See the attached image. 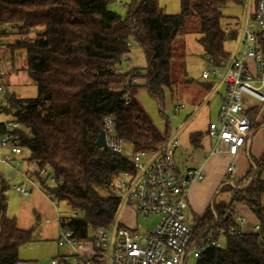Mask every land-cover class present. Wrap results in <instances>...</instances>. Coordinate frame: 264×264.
<instances>
[{
    "label": "trees",
    "instance_id": "16d2710c",
    "mask_svg": "<svg viewBox=\"0 0 264 264\" xmlns=\"http://www.w3.org/2000/svg\"><path fill=\"white\" fill-rule=\"evenodd\" d=\"M115 2L0 0V38L15 33L16 40L7 47L24 51L22 68L36 87L33 97L10 92L5 98L6 115L21 126L20 170L51 201L69 207L68 212L62 210L61 226L79 242H92L91 230L110 224L120 200L115 187L125 173L134 171L127 157L95 146L103 118L113 116L115 135L130 151L157 150L170 134L168 118L159 130L136 96L144 89L162 104L165 93L171 94L173 42L187 19H196V42L212 66L226 64L230 51L224 43L237 38L235 30L223 32L221 7L239 0H180L176 13L164 12L158 0H131L124 16L108 8ZM131 40L142 50L145 66L118 70ZM200 137L190 135L194 147ZM248 161L249 170L237 184L245 183L236 188L221 183L201 215L202 225L213 222L212 229L226 230L233 225L234 205L242 203L264 233V154H248ZM42 168L46 176L39 174ZM50 177L52 186L47 184ZM7 179L1 170L0 264H16L19 247L36 240L38 219L35 213V224L20 229L15 218L7 216ZM59 262L69 264L63 258ZM194 264H264V241L249 232L229 235L221 246L205 249Z\"/></svg>",
    "mask_w": 264,
    "mask_h": 264
},
{
    "label": "built area",
    "instance_id": "2783aa9c",
    "mask_svg": "<svg viewBox=\"0 0 264 264\" xmlns=\"http://www.w3.org/2000/svg\"><path fill=\"white\" fill-rule=\"evenodd\" d=\"M262 30L264 0H258L252 14L246 11L235 29L236 45L226 64L223 67L212 66V59L207 57L209 68L201 74L203 78L217 77L225 85L216 119L207 125V134L213 139L208 156L230 157L221 183L231 188L240 187L232 179L234 158L241 149L248 148L255 124L243 112L244 97H251L258 104L264 103V47L259 40ZM231 31L233 29L227 24L223 25L225 34ZM248 60L254 62V73L247 68ZM121 68L119 63L117 69ZM3 75L0 62V116L6 115ZM178 108L179 105L175 106V110ZM20 130L21 126L14 118L9 116L0 120V166H4V173L9 171L21 176L22 182L12 186L19 194L26 195L30 188L38 185L19 169L24 164ZM102 130L104 148L130 159L134 171L125 173L118 181L115 190L120 200L115 214L108 226H97L91 230L92 242H79L70 230L60 227L56 244L71 251L69 264H188L208 247L221 246L229 235L249 232L264 241L259 223L246 227L245 216L235 212L234 207L233 225L226 230L212 229L213 222L202 225L201 216L192 215L188 191L193 184L202 181L205 174L202 166L190 164L194 149L192 145L181 148L176 131L170 132L155 151L134 153L129 150L127 153V144L115 135L112 115L103 118ZM39 174L46 176V169H40ZM47 184H54L52 177ZM126 208L133 217L138 214L156 216L153 226L144 228L139 224H128L124 215ZM68 215L73 217L75 213ZM60 218L57 216L59 221ZM50 263L56 264V259Z\"/></svg>",
    "mask_w": 264,
    "mask_h": 264
},
{
    "label": "crops",
    "instance_id": "0c3cea01",
    "mask_svg": "<svg viewBox=\"0 0 264 264\" xmlns=\"http://www.w3.org/2000/svg\"><path fill=\"white\" fill-rule=\"evenodd\" d=\"M257 1L258 0H239V3H227L223 5L221 11L223 13L224 24H227L234 31L240 25L246 11L250 15L252 14ZM181 36V34L178 35L175 41L180 39ZM259 40L264 47V30L259 33ZM228 42L231 43V46L227 50L231 52L236 45V40ZM23 56L24 51L22 49H15L12 52L8 47L4 46L3 50L0 51V62L2 69L4 70L2 83L5 82V75L10 69L11 76H9L6 81L8 84L6 85V88L9 93H13L16 97L20 96L13 90L19 83L23 86L28 83L33 84L22 68ZM125 56H123V58ZM204 57L207 60V57ZM125 60L127 64H129L128 58ZM172 60L173 67L178 65L180 67L182 85L178 87L179 94L176 90V84L174 85L171 95L175 94L176 97L174 98L173 96V98H171L175 101L173 109L175 106L179 105V108L174 111V114L179 111L181 112L179 114V119L174 121L175 123H172L171 120L169 121V133L173 131L177 132L181 148L184 149L187 146L192 145L194 152L190 164L193 166H202L205 174L204 179L193 184L188 191L189 211L193 216L197 217L202 215L208 204L211 202L217 188L225 176V169L230 161V157L227 155L208 156V150L213 144V139L207 134V125L209 122L215 121L216 119L218 106L225 85L219 82L217 77L203 78L201 74L207 69H202L200 75L197 77L189 76L182 68V57L179 54L174 53ZM206 62L208 64V60ZM131 67L132 66L129 65L127 68L129 69ZM247 68L249 72H255V66L252 60L247 61ZM18 73H22L24 77L21 81H18L16 78ZM10 87L11 91L9 90ZM243 112L248 118L252 119L255 124L249 137L248 148L241 149L234 158L235 170L232 179L236 184L239 179L244 178L249 170L248 154L255 158H259L264 154V103L258 104L253 98L245 96ZM3 116L7 117V115H1L0 120H4ZM193 133L201 134L198 147H194L190 141V135ZM0 169L2 171L5 170L4 166H0ZM7 173V180L9 184H11L9 178L14 177L17 173H11L9 171ZM17 175L18 178H21L19 174ZM261 178L264 179V166L261 171ZM244 183L245 180L241 181V184L239 185L241 186ZM9 192L10 194H8ZM6 195V214L7 216L15 218L16 226L18 228L28 229L32 227L35 224L37 217L38 222H36V227L33 233L35 239L51 240L56 244V237L61 227V223L59 219H57V216H62V206L60 203L57 204L51 201L38 186L30 188L26 195L19 194L14 188L12 190L9 188ZM234 211L243 214L246 217V227H249L256 222V218L243 204H235ZM35 213L37 214L36 217ZM126 213L129 215L127 219L131 220L130 223H127L132 224V219H129V217L132 216V212L126 208L124 210V215ZM58 252L57 254L61 255ZM70 253L71 251L66 248L61 255V258L67 262L70 261Z\"/></svg>",
    "mask_w": 264,
    "mask_h": 264
},
{
    "label": "rangeland",
    "instance_id": "374dc122",
    "mask_svg": "<svg viewBox=\"0 0 264 264\" xmlns=\"http://www.w3.org/2000/svg\"><path fill=\"white\" fill-rule=\"evenodd\" d=\"M131 0H117V2L109 4L108 8L112 11L117 12L121 16H124L127 6ZM159 7L164 10L166 13H176L180 10V0H158ZM198 28V23L194 18H188L185 25L182 29V36L180 39L173 42L174 46V53L179 54L182 57V68L189 76L197 77L200 75L202 69H208L207 60L202 55L201 46L196 42V31ZM30 38L34 37V32L30 31L28 34ZM17 36L14 32H10L7 34L6 37L0 38V51L3 50L4 46L7 47L8 44H11L16 40ZM4 45V46H3ZM130 52L126 54V56L122 57V68L125 69L129 65L132 67H136L142 69L145 66V58L142 53L141 49L139 48L132 40L130 41ZM225 48L228 49L231 46V43L228 41L224 43ZM2 49V50H1ZM21 57V56H20ZM179 57V56H177ZM23 58V57H22ZM129 60V64L125 61V59ZM22 64L24 65V59H22ZM11 76V71H7L5 75V82L7 84V80ZM171 77L173 80V84H176V90L179 94L180 85H182V76L180 74V67L179 65L176 67L172 66L171 69ZM17 80L21 81L24 77L22 73H18ZM11 91V87L9 88ZM13 91L20 97H33L36 94V87L33 84H26L22 85L21 83L18 84L17 87L14 88ZM176 97L175 94L171 95L169 92H166L164 95V99L162 104L157 99L152 98L144 89H140L138 91V100L142 107L145 109L151 120L153 121L154 125L161 131L165 128V118H168V121L171 120L172 123L179 119V114L181 111L174 114L175 108L174 100L172 98ZM172 97V98H171ZM4 119L9 118V116H3ZM130 147V146H129ZM127 147V153L129 152L130 148ZM20 169V168H19ZM10 179V189L12 190V185L15 182H22L21 178H18V175L15 174L14 177ZM10 194V192L8 193ZM9 196V195H8ZM225 195H221L223 197ZM218 197V198H220ZM62 206V210L68 212L70 209L64 203H60ZM126 219L128 218V213L125 214ZM132 219V224H139L141 227L150 228L153 226L156 216L149 215L148 217H144L143 215H134L129 217ZM126 222L130 223L131 220H126ZM66 248L56 246L55 242L51 240H34L32 242L23 244L19 247L18 255L19 261L16 264H36L37 262H42L43 264H51L50 261L52 258L56 259V264H61L60 258L61 255L64 253ZM59 251V252H58ZM60 253L61 255L57 254ZM62 259V258H61ZM188 264H194V260H189Z\"/></svg>",
    "mask_w": 264,
    "mask_h": 264
},
{
    "label": "water",
    "instance_id": "95a60500",
    "mask_svg": "<svg viewBox=\"0 0 264 264\" xmlns=\"http://www.w3.org/2000/svg\"><path fill=\"white\" fill-rule=\"evenodd\" d=\"M8 95H9V91H8V89L5 87V89H4V93H3V97H4V98H7ZM104 144H105V142H104V134H103V130L100 129L99 132H98L97 138H96V140H95V146H96L97 148H103V147H104ZM9 175H10V173H9ZM213 198H214V196H213ZM213 198H212V200H213ZM212 200H211V201H212ZM36 264H43V263H42V262H37Z\"/></svg>",
    "mask_w": 264,
    "mask_h": 264
}]
</instances>
